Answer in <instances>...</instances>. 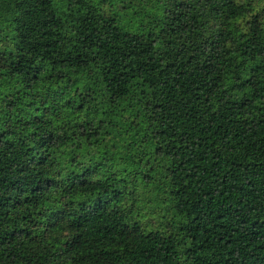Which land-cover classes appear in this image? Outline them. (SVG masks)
Returning a JSON list of instances; mask_svg holds the SVG:
<instances>
[{
    "label": "trees",
    "instance_id": "1",
    "mask_svg": "<svg viewBox=\"0 0 264 264\" xmlns=\"http://www.w3.org/2000/svg\"><path fill=\"white\" fill-rule=\"evenodd\" d=\"M0 264H264V0H0Z\"/></svg>",
    "mask_w": 264,
    "mask_h": 264
}]
</instances>
